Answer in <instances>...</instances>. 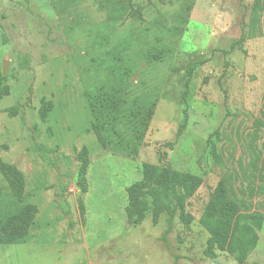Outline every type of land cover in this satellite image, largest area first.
I'll return each instance as SVG.
<instances>
[{"label":"rangeland","instance_id":"1","mask_svg":"<svg viewBox=\"0 0 264 264\" xmlns=\"http://www.w3.org/2000/svg\"><path fill=\"white\" fill-rule=\"evenodd\" d=\"M0 95V209H35L0 264H264V0H0Z\"/></svg>","mask_w":264,"mask_h":264},{"label":"trees","instance_id":"2","mask_svg":"<svg viewBox=\"0 0 264 264\" xmlns=\"http://www.w3.org/2000/svg\"><path fill=\"white\" fill-rule=\"evenodd\" d=\"M1 96L2 95H0V98ZM108 101L109 99L104 101L107 106H110V103H114L113 100H111L110 103ZM180 133L181 131L178 132L177 137L180 136ZM217 133L218 132L215 131L212 136L217 135ZM208 144L211 154L218 159L215 143L212 138L209 139ZM43 157L48 161L47 156L44 155ZM156 180L164 185L168 199L172 201L175 200L179 175L172 169L154 171L150 166L146 168L143 182L133 187V199L141 193L143 187ZM182 181L185 183L189 182L191 185H198L197 180L190 175H187ZM9 182L13 187L19 188L20 190L24 188V185L18 184L19 182H15V180L10 179ZM1 203L2 199H0V204ZM61 205L65 208V212L68 213L67 206L63 202H61ZM34 214L35 209L31 205H20L14 210L8 211H1L0 209V245H17L24 243L30 235V229L34 222ZM173 216L174 211L172 207H170V225L173 222ZM234 218H238V210L233 204L227 202L224 187L220 184L217 188L215 197L211 200L205 215L201 219V224L211 234V242L228 245L229 252L236 255L237 259L242 262L245 259V253L235 241V229L231 228L228 224H223L225 220L230 222Z\"/></svg>","mask_w":264,"mask_h":264}]
</instances>
